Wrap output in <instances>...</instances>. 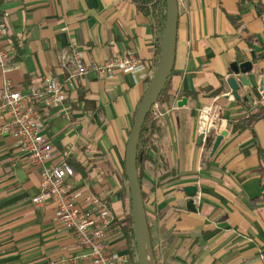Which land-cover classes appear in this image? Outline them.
<instances>
[{
    "label": "crops",
    "instance_id": "0c3cea01",
    "mask_svg": "<svg viewBox=\"0 0 264 264\" xmlns=\"http://www.w3.org/2000/svg\"><path fill=\"white\" fill-rule=\"evenodd\" d=\"M175 65L167 101L142 170V193L155 264H264V117L235 130L264 104V0H178ZM18 68L8 74L28 91L46 77L62 80V51L86 63L133 53L141 68L80 80L70 118L44 109V134L55 149L49 164L69 159L77 189L107 199L116 218L107 245L130 255L134 224L126 180V151L134 118L161 55L158 22L132 0H1ZM253 65L252 89L231 97L233 63ZM4 75L0 70V91ZM42 92V87L39 89ZM82 97V98H81ZM82 99V100H81ZM182 101H186L182 104ZM254 102L258 106H254ZM220 107L226 133L214 155L197 133L199 111ZM8 120V117L5 118ZM2 122V121H1ZM41 168L17 138L0 136V264H92L89 251L58 219L56 207L33 204ZM196 187V211L185 189Z\"/></svg>",
    "mask_w": 264,
    "mask_h": 264
},
{
    "label": "built area",
    "instance_id": "2783aa9c",
    "mask_svg": "<svg viewBox=\"0 0 264 264\" xmlns=\"http://www.w3.org/2000/svg\"><path fill=\"white\" fill-rule=\"evenodd\" d=\"M8 34L0 0V70L4 75L0 91V136L17 138L28 154L29 162L41 168L39 192L33 204L36 207H42L47 202L55 205L60 223L75 234L81 247L89 251L92 264H134L129 254L116 256L108 248L107 242L113 234L116 218L107 199L94 195L88 189L76 188L75 170L69 162L73 149L67 147L60 152L59 164H49L56 153L44 134L47 126L43 111H60L70 118L72 107L68 102L72 91L78 89L80 80L91 73L99 78L111 77L118 71L136 73L141 68L140 59L131 53L109 58L101 64L86 63L78 50L62 51L59 58L64 67L72 63L68 74L62 80L46 77L25 92L17 89L8 78V74L18 68L15 44L8 41ZM41 87L42 92L39 90ZM261 94L264 100V91ZM254 106L257 107L258 103L254 102ZM221 110L220 107L207 105L199 111L197 133L204 147L211 138L216 139L220 135ZM150 115L155 121L162 116L158 102Z\"/></svg>",
    "mask_w": 264,
    "mask_h": 264
},
{
    "label": "water",
    "instance_id": "95a60500",
    "mask_svg": "<svg viewBox=\"0 0 264 264\" xmlns=\"http://www.w3.org/2000/svg\"><path fill=\"white\" fill-rule=\"evenodd\" d=\"M167 4V21L162 34L161 40V55L155 76L151 81L143 99L141 100L134 118V125L130 134L126 151L125 171L128 179L129 189L132 200V220L135 231V242L137 248L138 264H155L153 251L151 248L149 223L145 202L143 198L142 188L139 181V173L137 166L138 146L140 143L144 124L150 115V112L157 102L158 98L164 91L168 79L172 74L176 50H177V32L179 23V3L178 0H164ZM231 70L236 77H231L228 80L231 89V95L235 99H240L239 89L244 87L247 91L252 89V80L247 75L252 74L253 65L250 62L243 64L233 63ZM260 90L264 91V83H260ZM185 104L186 101H182ZM226 133H222L216 137L211 155H214L220 146ZM200 144H203L202 138ZM188 201V208L191 211H196L194 198L197 195L196 187H188L185 189Z\"/></svg>",
    "mask_w": 264,
    "mask_h": 264
},
{
    "label": "trees",
    "instance_id": "16d2710c",
    "mask_svg": "<svg viewBox=\"0 0 264 264\" xmlns=\"http://www.w3.org/2000/svg\"><path fill=\"white\" fill-rule=\"evenodd\" d=\"M134 4L138 7V9L148 17H153L158 22V28L160 30V35L162 37L166 21H167V4L164 3V0H132ZM168 83V82H167ZM82 98V97H81ZM82 100V99H81ZM167 101V85L158 98L157 102L162 106ZM264 117V104L259 105L257 111L251 114L247 119H243L235 126V130H243L245 128H251L252 125L258 121L259 119ZM158 129L157 121L153 120L151 115L148 116L141 135L140 143L138 146V154H137V166L139 173V181L142 188V170L144 168V164L150 162L152 160L150 155V147L153 145V136ZM215 138H211L206 145V152H210L212 150ZM127 180V190L129 193V201L130 208L132 211V200L131 193L129 189L128 179ZM144 198V195H143ZM154 255V253H153ZM130 256L133 260L134 264H138L137 259V248L135 242V231L133 235V239L130 243Z\"/></svg>",
    "mask_w": 264,
    "mask_h": 264
},
{
    "label": "rangeland",
    "instance_id": "374dc122",
    "mask_svg": "<svg viewBox=\"0 0 264 264\" xmlns=\"http://www.w3.org/2000/svg\"><path fill=\"white\" fill-rule=\"evenodd\" d=\"M152 119H153V117H152ZM154 120V119H153Z\"/></svg>",
    "mask_w": 264,
    "mask_h": 264
}]
</instances>
